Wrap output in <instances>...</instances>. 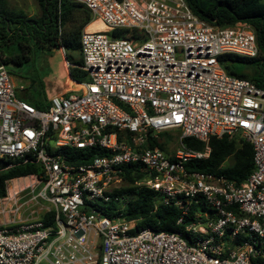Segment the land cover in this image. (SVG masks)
<instances>
[{"label": "built area", "instance_id": "1", "mask_svg": "<svg viewBox=\"0 0 264 264\" xmlns=\"http://www.w3.org/2000/svg\"><path fill=\"white\" fill-rule=\"evenodd\" d=\"M105 28L81 33L87 79L39 109L17 96L0 57V158L3 168L36 163L41 175L6 180L0 196V264H251L264 258V89L229 74L219 56H256L254 29L218 26L186 0H73ZM95 20V21H96ZM114 30H126L115 37ZM179 132L166 151L155 141ZM239 134L251 143L254 168L240 184L188 168L210 147L193 137ZM97 149L86 162L73 151ZM81 157V156H80ZM139 165L136 188L176 206L182 231L150 227L123 212L132 196L124 168ZM55 211L53 223L33 206ZM29 211L28 216L23 215ZM193 213V219L185 218Z\"/></svg>", "mask_w": 264, "mask_h": 264}, {"label": "trees", "instance_id": "2", "mask_svg": "<svg viewBox=\"0 0 264 264\" xmlns=\"http://www.w3.org/2000/svg\"><path fill=\"white\" fill-rule=\"evenodd\" d=\"M0 7V42L6 45H14V49L5 52L0 47V57L8 66L9 64L22 65L28 63L34 47L56 51L60 48L74 51L79 54L75 57L72 53H66L69 62V74L75 81L87 79V70L81 55L82 29L92 22L91 12L82 4L73 0H37L40 13L28 16L23 10H10ZM191 10L201 19L218 25L229 26L237 22L249 24L256 33L259 53L256 56H241L234 53H224L219 56L221 66L231 75L246 78L264 89V1L263 0H186ZM126 30H114L111 34L115 37L123 36ZM248 65L258 66L257 74L250 75L244 71ZM9 68V67H8ZM67 69V68H66ZM10 73L12 72L9 68ZM39 109L49 106V101L44 96L42 101L34 104ZM161 135H167L164 132ZM187 147L198 150L210 147L209 156L188 164V168L199 171L214 172L226 175L236 183H242L254 168V150L251 143L247 142L239 134L211 137L206 144L193 137L183 139ZM167 142L155 141L152 145H159L164 150ZM80 155L79 162H86L96 154L97 149L73 151ZM11 163V160L0 158V196L6 195V180L12 177L30 174L41 175L42 169L36 163L16 165L9 169L3 167ZM144 174L139 165L129 164L124 168L126 185L116 191L127 193L132 198L127 202L123 215L127 219L137 220V226L132 232L141 228L150 227L157 231L179 232L184 225L178 224L180 211L176 206L162 203L163 196L160 192L150 188H136L134 182L141 179ZM55 211L42 214L41 218L47 223H53ZM193 219V213L185 218V222ZM251 264H264L263 257L251 259Z\"/></svg>", "mask_w": 264, "mask_h": 264}, {"label": "rangeland", "instance_id": "3", "mask_svg": "<svg viewBox=\"0 0 264 264\" xmlns=\"http://www.w3.org/2000/svg\"><path fill=\"white\" fill-rule=\"evenodd\" d=\"M4 1L5 8L10 10H23L26 14L32 13L34 9L38 7L37 0H0ZM264 1V0H263ZM1 5V2H0ZM1 7V6H0ZM92 22L96 19L92 16ZM91 22V23H92ZM90 25V24H89ZM87 27V26H85ZM84 27V28H85ZM105 28V26H103ZM83 28V29H84ZM82 29V31H83ZM82 33V32H81ZM0 47L6 53L14 49V45H6L4 42H0ZM66 53H72L75 57H79V54L74 51L65 50L60 48V51L48 52L38 47H34L31 50V60L28 63L22 65L9 64L8 67L11 69V74L14 83L17 87L16 93L19 97L28 101L31 104L42 101L45 94L49 90L48 83L52 75H56L59 71L65 72V62L67 63ZM68 65V63H67ZM260 69L258 66L248 65L244 71L250 75H255ZM62 74V73H61ZM67 80L68 77H66ZM178 136L179 132L176 130L169 132V137L167 135H161L163 138L162 142L166 143L167 151H172L178 146ZM39 205H44L43 200H39L38 206H33L34 217H41L44 210L39 207ZM29 211H27L23 218L28 216Z\"/></svg>", "mask_w": 264, "mask_h": 264}, {"label": "crops", "instance_id": "4", "mask_svg": "<svg viewBox=\"0 0 264 264\" xmlns=\"http://www.w3.org/2000/svg\"><path fill=\"white\" fill-rule=\"evenodd\" d=\"M39 13H40V8L38 5V7L36 9H34L32 11V13H29L27 15L28 16H34V15H38ZM88 25H87V27H88ZM56 51L58 52V51H60V49H58ZM67 63H68V65H67ZM67 63L65 62V67L67 68L65 72L59 71L56 75L51 76L52 79H50V81L48 83L49 90L45 94V98L47 99V101L49 100L50 96L57 95V94L61 95V94L66 93L68 90L77 87V81L73 80L69 74V62H67ZM66 77H68L69 80H67ZM32 105H34V104H32Z\"/></svg>", "mask_w": 264, "mask_h": 264}, {"label": "bare ground", "instance_id": "5", "mask_svg": "<svg viewBox=\"0 0 264 264\" xmlns=\"http://www.w3.org/2000/svg\"><path fill=\"white\" fill-rule=\"evenodd\" d=\"M103 23L100 20H96L92 23H90V25H88V29L89 30H97V29H102L103 27ZM75 86V85H74Z\"/></svg>", "mask_w": 264, "mask_h": 264}]
</instances>
